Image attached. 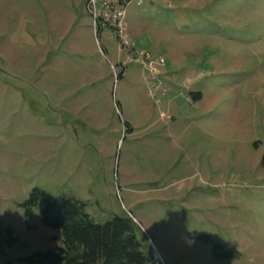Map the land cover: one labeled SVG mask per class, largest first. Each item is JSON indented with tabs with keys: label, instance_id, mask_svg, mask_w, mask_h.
I'll list each match as a JSON object with an SVG mask.
<instances>
[{
	"label": "rangeland",
	"instance_id": "rangeland-1",
	"mask_svg": "<svg viewBox=\"0 0 264 264\" xmlns=\"http://www.w3.org/2000/svg\"><path fill=\"white\" fill-rule=\"evenodd\" d=\"M93 11L0 0V229L17 238L0 264L63 246L42 205L27 226L35 188L97 223L130 217L153 264H264V0H128L114 25Z\"/></svg>",
	"mask_w": 264,
	"mask_h": 264
},
{
	"label": "trees",
	"instance_id": "trees-1",
	"mask_svg": "<svg viewBox=\"0 0 264 264\" xmlns=\"http://www.w3.org/2000/svg\"><path fill=\"white\" fill-rule=\"evenodd\" d=\"M192 95L197 102L202 97L201 92ZM41 205L42 224L62 231L63 246L35 252L24 259L29 264H153L142 249L130 217L114 216L105 223H97L87 212L85 203L65 197L51 199L47 192L35 188L22 204L27 226H30L33 209ZM193 235L198 240L210 241L205 232ZM3 236L7 237L5 245L17 242L12 227L0 229V238ZM212 255L215 259L240 257L239 252L221 245L214 246Z\"/></svg>",
	"mask_w": 264,
	"mask_h": 264
},
{
	"label": "built area",
	"instance_id": "built-area-1",
	"mask_svg": "<svg viewBox=\"0 0 264 264\" xmlns=\"http://www.w3.org/2000/svg\"><path fill=\"white\" fill-rule=\"evenodd\" d=\"M127 1L128 0H114L112 4L108 0H90L94 9L93 12L95 21H98L99 24L109 23L114 25L116 22L121 20L122 10ZM121 38L124 45L131 48L130 53L132 60L144 63L153 75L158 74L161 67L165 66L166 60L164 57L159 56L154 59L148 52H137L134 48H132L130 41L126 37L121 36Z\"/></svg>",
	"mask_w": 264,
	"mask_h": 264
},
{
	"label": "crops",
	"instance_id": "crops-1",
	"mask_svg": "<svg viewBox=\"0 0 264 264\" xmlns=\"http://www.w3.org/2000/svg\"><path fill=\"white\" fill-rule=\"evenodd\" d=\"M199 92H201V91H199ZM202 93V92H201ZM201 99H202V97H201ZM201 99L199 100V101H201Z\"/></svg>",
	"mask_w": 264,
	"mask_h": 264
}]
</instances>
